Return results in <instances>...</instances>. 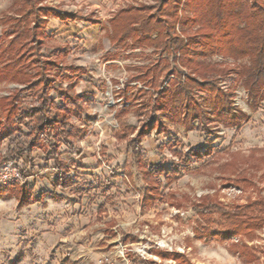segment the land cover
Returning <instances> with one entry per match:
<instances>
[{
    "label": "rangeland",
    "instance_id": "obj_1",
    "mask_svg": "<svg viewBox=\"0 0 264 264\" xmlns=\"http://www.w3.org/2000/svg\"><path fill=\"white\" fill-rule=\"evenodd\" d=\"M22 2L0 0V47L8 45L5 35L11 29L6 22L18 18ZM47 4L78 17L68 25L51 18L41 52L43 60L61 62L63 72L55 70L51 74L54 86L66 90L70 84H77L76 94L82 98L81 108L73 106L70 113L74 147L71 150L57 137L52 141L55 149L44 152L37 148L29 156L25 151L10 161L21 166L27 178L24 186L0 187V264L16 259L17 246L47 244L38 232L42 229L18 226L17 212L30 205V217L37 211L55 209L53 223L63 217L68 220L69 242L63 247L58 243L52 254L68 255L75 264H99L107 256L108 264H264V211L249 217L257 230L250 237L224 243L212 240L209 244L195 237L197 232L224 231L219 209L234 210L264 202V99L254 103L246 91L242 73L251 66L250 60L223 55L197 59L201 67L236 72L226 78L209 75L219 81L223 94L218 93V99L213 93L195 90L202 123L195 121L189 126L185 112L176 115L173 111L174 104L160 111L157 117L162 127L142 140V158L137 159L128 143L116 138L120 130L116 111L123 107L122 93L127 89V96H135L134 104L139 103L136 100L145 88L134 77L166 54L155 52L145 42L137 46L132 39L128 47L116 44L111 40V22L119 11L152 5V0H49ZM176 31L181 32L179 25ZM138 37L142 38L141 32ZM180 58L177 52L170 57L173 72L183 71ZM176 76L167 79L164 90ZM12 77L10 71L0 73V163L7 161V136L17 128L5 121L4 98L18 90L22 111L37 105L34 93L16 84ZM61 95L51 94L58 106L64 102ZM224 95L234 98L227 105L234 110V121L223 116ZM170 98L163 95L162 104ZM134 111L131 109L127 117L128 124L140 128ZM21 128L28 135L30 122ZM131 133L129 139L135 135ZM56 151L63 160V175L72 181L70 187H54L58 175L52 152ZM19 187L28 199L22 207L14 194L21 192ZM45 199L53 203L43 204ZM15 200L18 207L13 204ZM149 203L154 204L147 207ZM208 203L216 207V212L212 220H203L195 207ZM260 218L263 224L258 226L260 223L255 222ZM120 236L122 245L130 250L127 261L115 255Z\"/></svg>",
    "mask_w": 264,
    "mask_h": 264
},
{
    "label": "trees",
    "instance_id": "obj_2",
    "mask_svg": "<svg viewBox=\"0 0 264 264\" xmlns=\"http://www.w3.org/2000/svg\"><path fill=\"white\" fill-rule=\"evenodd\" d=\"M48 1L23 0L17 12L18 18L6 22L10 24L11 30L5 35L8 45L0 47V60L3 61L0 73L10 71L13 74V81L31 90L37 102L36 106L22 111L18 104L20 91L16 90L4 98L5 121L17 127L7 136L10 147L5 155L7 161H12L16 155L25 151L29 156L37 148L44 152H47L48 148L55 149L52 141L57 137L62 138L64 145L71 150L74 147L70 113L73 106L81 108L82 98L76 94L77 84H70L66 90L54 86L55 81L51 74L55 70L63 72L61 62L45 61L41 57V52L44 49L43 39L47 36L51 18L68 25L77 21L78 17L52 9L47 4ZM152 3L119 11L111 22L113 25L111 40L116 44L128 47L129 40L132 39L137 46L145 42L149 47H154L155 52L166 54V57L161 58L154 66L141 68V73L134 77V81L141 83L145 88L140 91L141 97L136 100L139 103L134 104L135 96H129L130 98L127 96L129 93L127 89L122 93L124 105L116 111L115 119L120 129L115 134L116 138L120 142L128 143L129 150L137 159L142 158V140L155 129L162 127V122L157 117L160 111H167L174 104L176 110L173 111L176 115L181 111L185 112L189 126L195 121L202 123L204 118L194 101L195 90L213 93L218 99L223 94L218 88L219 81L211 79L209 75L226 78L236 72L235 69L229 68L201 67L197 59L203 60L217 55L231 59L248 58L251 66L242 73L246 91L254 103L264 99V0H152ZM178 25L181 27L180 33L176 31ZM196 28L198 29L194 30ZM139 32L142 33L141 39L138 37ZM189 32H192L190 37ZM154 34H157L156 39H152ZM176 52L181 54L180 66L183 71L173 72L171 68L170 57ZM63 56L66 60L67 54ZM185 70L189 72L186 73ZM175 74L177 78L168 83L170 89L164 90L167 79ZM146 89L154 94L150 96ZM53 92L62 94L64 101L62 106H58L51 97ZM165 94L172 98L170 102L162 104L161 99ZM233 99V96L224 95L223 107L226 108H223L222 113L234 121V110L227 108ZM131 109L135 110L134 113L142 127L137 128L128 124L127 117L131 114ZM1 122L0 120V125ZM28 122L30 133L26 135L21 127L26 126ZM128 133L135 135L129 139ZM52 156L56 161L55 171L58 175L54 187H70L71 179H67L62 173L61 156L57 151L52 152ZM19 189L21 192L15 191L14 194L18 199V206L22 207L28 199L26 191L20 187ZM153 204L149 203L146 206ZM215 209L212 203L196 205L195 213L203 220L208 217L212 220ZM219 210L224 219V231L209 234L197 232L195 234L197 239L209 244L212 240L224 243L232 238L252 236L257 230H254L256 227L249 217L254 212L263 213L264 202H252L246 207L234 210L226 208ZM257 221L255 223H260L262 218ZM62 264L75 263L67 259Z\"/></svg>",
    "mask_w": 264,
    "mask_h": 264
},
{
    "label": "crops",
    "instance_id": "obj_3",
    "mask_svg": "<svg viewBox=\"0 0 264 264\" xmlns=\"http://www.w3.org/2000/svg\"><path fill=\"white\" fill-rule=\"evenodd\" d=\"M45 203L51 205L53 202H49V200L45 199L43 204ZM13 204L14 206L18 207L17 200H15ZM32 206L33 205H30L26 207L27 209L17 212L16 219L19 222L18 226L22 228L24 227L23 225H29L36 229H42L38 232L42 233L43 240L44 242H47V244L17 246L16 249L18 252L15 255L16 259L9 260V262L7 261V264H53L54 261L58 264L59 262L62 263L69 259L68 255L62 254L59 256L58 254H52L58 243H60L61 247H63V245H66L69 242L68 220L63 217L64 220L60 219L58 223H53V220H51V215H54L52 213L56 212L55 209H47L44 212L37 211L33 216L30 217L31 213H33L30 211V208H33ZM62 233L66 234V236H63ZM53 259L55 260L53 261Z\"/></svg>",
    "mask_w": 264,
    "mask_h": 264
},
{
    "label": "built area",
    "instance_id": "obj_4",
    "mask_svg": "<svg viewBox=\"0 0 264 264\" xmlns=\"http://www.w3.org/2000/svg\"><path fill=\"white\" fill-rule=\"evenodd\" d=\"M27 176L21 169V166H19L17 163H13L10 161H2L0 163V187L2 186H15L20 185L24 186L26 183ZM123 239H121V236L116 241V244L119 246L118 250L116 251V257L122 258L124 261H127V257L129 255L130 250L128 247L122 245L121 242ZM109 257L102 259L99 261V264H108Z\"/></svg>",
    "mask_w": 264,
    "mask_h": 264
}]
</instances>
